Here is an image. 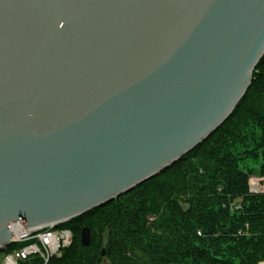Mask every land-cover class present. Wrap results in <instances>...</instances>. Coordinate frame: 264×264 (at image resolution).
Masks as SVG:
<instances>
[{
	"label": "water",
	"instance_id": "water-1",
	"mask_svg": "<svg viewBox=\"0 0 264 264\" xmlns=\"http://www.w3.org/2000/svg\"><path fill=\"white\" fill-rule=\"evenodd\" d=\"M263 57L264 0H0V254L177 165Z\"/></svg>",
	"mask_w": 264,
	"mask_h": 264
},
{
	"label": "trees",
	"instance_id": "trees-1",
	"mask_svg": "<svg viewBox=\"0 0 264 264\" xmlns=\"http://www.w3.org/2000/svg\"><path fill=\"white\" fill-rule=\"evenodd\" d=\"M248 161L260 162L258 170ZM252 177L264 179V57L238 107L204 144L159 177L63 224L73 243L48 264H262L264 194L250 192ZM85 227L88 248L80 241Z\"/></svg>",
	"mask_w": 264,
	"mask_h": 264
},
{
	"label": "built area",
	"instance_id": "built-area-1",
	"mask_svg": "<svg viewBox=\"0 0 264 264\" xmlns=\"http://www.w3.org/2000/svg\"><path fill=\"white\" fill-rule=\"evenodd\" d=\"M55 224L33 232L27 230L21 222L9 227L12 238L6 248L2 264H27L38 260L48 264L53 258L60 257L62 251L71 245V231ZM19 226L21 231L14 232Z\"/></svg>",
	"mask_w": 264,
	"mask_h": 264
},
{
	"label": "rangeland",
	"instance_id": "rangeland-1",
	"mask_svg": "<svg viewBox=\"0 0 264 264\" xmlns=\"http://www.w3.org/2000/svg\"><path fill=\"white\" fill-rule=\"evenodd\" d=\"M257 69V68H256ZM256 71V70H255ZM255 73V72H254ZM253 79H254V74H253ZM253 79H252V82H253ZM204 144V143H203ZM259 163L260 162H250V161H248L247 162V166H248V168L250 169H252V170H258V168H259ZM257 184V186L258 187H260L262 190L261 191H257V190H254L253 189V184ZM249 185H250V192L251 193H254V194H264V179H262V178H258V177H252L251 179H250V181H249ZM140 187V186H139ZM121 198V197H120ZM119 199V198H118ZM151 221H153V219H151ZM86 228V227H85ZM85 228H83V229H85ZM82 229V230H83ZM67 230H69V229H67ZM82 230H81V232H82ZM91 230V229H90ZM69 231H71V230H69ZM71 233H72V236H73V232L71 231ZM92 233V232H91ZM72 243H73V241H72ZM72 243H71V245H72ZM70 245V246H71ZM70 246H68L67 248H69ZM66 249V248H65ZM103 252H104V250H103ZM4 254L5 253H2V254H0V258H1V263L0 264H2V262H3V258L5 257L4 256ZM262 264H264V263H262Z\"/></svg>",
	"mask_w": 264,
	"mask_h": 264
},
{
	"label": "bare ground",
	"instance_id": "bare-ground-1",
	"mask_svg": "<svg viewBox=\"0 0 264 264\" xmlns=\"http://www.w3.org/2000/svg\"><path fill=\"white\" fill-rule=\"evenodd\" d=\"M212 135H213V134H212ZM169 170H170V169H169ZM167 171H168V170H167ZM157 177H159V176H157ZM155 178H156V177H155ZM153 179H154V178H153ZM151 180H152V179H151ZM151 180H149V181H151ZM149 181H147V182H149ZM147 182H146V183H147ZM252 187H253V189H254V190H257V191H261V190H262L260 187H258V186H257V184H256V183H255V184H253V186H252ZM13 231H14V232H20V231H21V229H20V227H19V226H17V227H14Z\"/></svg>",
	"mask_w": 264,
	"mask_h": 264
}]
</instances>
